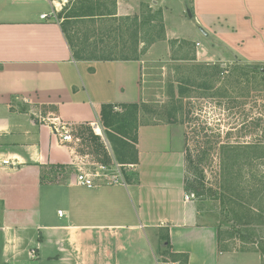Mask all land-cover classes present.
Segmentation results:
<instances>
[{
	"label": "crops",
	"instance_id": "1",
	"mask_svg": "<svg viewBox=\"0 0 264 264\" xmlns=\"http://www.w3.org/2000/svg\"><path fill=\"white\" fill-rule=\"evenodd\" d=\"M37 1L48 2L0 0V264H179L183 254L188 264H225L233 252L220 250L219 226L203 219L204 195L192 197L186 185L181 126L142 123L127 186L88 188L68 172L75 150L51 122L91 125L104 103L148 102L140 54H166L173 39L194 43L198 62L264 64V0H110L111 10L76 0L59 21L58 6L42 19L54 4L44 10ZM144 7L157 9L164 39H146L139 59H121L120 34L132 26L140 35L154 20ZM101 12L112 14L89 15ZM88 22L94 27L77 43L70 25ZM96 48L114 59H76L72 50Z\"/></svg>",
	"mask_w": 264,
	"mask_h": 264
},
{
	"label": "rangeland",
	"instance_id": "2",
	"mask_svg": "<svg viewBox=\"0 0 264 264\" xmlns=\"http://www.w3.org/2000/svg\"><path fill=\"white\" fill-rule=\"evenodd\" d=\"M94 1H100L102 10L112 9L110 0ZM48 2L59 7L58 21L77 4L76 0ZM48 2L37 1L36 6L51 10ZM153 11L144 7L143 16H154V20L141 25L139 36L157 42L164 39V28L157 9ZM106 25L109 22H97L95 27L103 30ZM70 26L77 43L83 39L82 29L94 27L91 22ZM172 41L166 54H140L144 63L142 86L148 102L140 111L139 122H172L182 127L186 185L189 190L198 188L204 193L200 200L203 219L219 226L220 250L233 252L222 256L225 264H264V64L241 59L225 63L192 61L194 49L183 41ZM204 63L211 66L203 67ZM213 65H219L221 71ZM86 126L74 127L71 145L76 159L68 172L77 173L79 167L92 169L98 160L95 144L83 139V132L88 136ZM59 172L53 170L52 179ZM252 208L259 210L257 216L249 214ZM260 211L263 218L258 216Z\"/></svg>",
	"mask_w": 264,
	"mask_h": 264
},
{
	"label": "trees",
	"instance_id": "3",
	"mask_svg": "<svg viewBox=\"0 0 264 264\" xmlns=\"http://www.w3.org/2000/svg\"><path fill=\"white\" fill-rule=\"evenodd\" d=\"M107 14L112 13H92L89 14L90 16L100 15L106 16ZM75 16H84V15H75ZM130 17L123 18V20H130ZM118 27V26H117ZM117 27H114L116 30ZM164 28L163 25H161ZM65 31V30H64ZM125 32L128 34V38L125 39L124 34ZM163 32V31H162ZM121 39L123 42V48L120 52V58L124 60H131V59H139L140 52H144L146 48L139 51L140 42H144L145 46L147 45L146 40H141L139 37V32L135 30L132 26H128L123 33L120 34ZM177 40H173L172 42H176ZM183 43L189 45L190 47H194L195 44L188 41H183ZM73 50L74 57L76 59H83V60H106V59H114L113 51H104L99 49H92V50ZM117 54V53H115ZM192 61H196V56L190 58ZM205 66H211L209 63H204ZM215 70L221 71L219 65H213ZM212 68V67H211ZM145 106V103H104L102 105L100 111V121L103 126L104 135L110 144L114 157L116 161L120 164L127 165V164H136L138 163V129L142 123L139 122V114L140 111ZM91 125L88 127H84L85 130L88 132V136L85 137V133L83 132L82 136L84 140H88L95 144L96 152L99 155L97 162L109 164L112 161L111 156L109 155V151L99 135H95L92 131ZM89 138V139H88ZM249 146V144H246ZM58 169H62L61 165H57ZM226 165L224 164L225 171ZM56 170V168L54 169ZM128 180H131V174L128 175ZM253 210V211H252ZM248 210L249 214L256 215V209ZM261 214V211H260ZM260 218L261 215H258ZM167 247L170 246L168 242V237H163ZM264 241V239H262ZM181 258L179 260V264H188V256L186 254L179 255Z\"/></svg>",
	"mask_w": 264,
	"mask_h": 264
},
{
	"label": "built area",
	"instance_id": "4",
	"mask_svg": "<svg viewBox=\"0 0 264 264\" xmlns=\"http://www.w3.org/2000/svg\"><path fill=\"white\" fill-rule=\"evenodd\" d=\"M56 6L57 5H54V8L52 9L51 13L42 14L41 18L47 19L50 15L55 16ZM51 126L54 129V132L61 138L62 141H73V123L56 117L52 120ZM91 126L96 132V134L99 135L104 141L109 151V155L112 158V161L109 164L95 162L94 167L92 169L86 167H79L75 177L76 184L88 188H98L108 185L127 186L128 175H130V172L127 169L134 168L135 164L123 165L118 163L114 157L113 150L104 135L103 126L101 122H93L91 123ZM3 162L8 164L11 163V161L9 160ZM191 196L194 197V194H192ZM191 196L187 195L186 199H189Z\"/></svg>",
	"mask_w": 264,
	"mask_h": 264
},
{
	"label": "water",
	"instance_id": "5",
	"mask_svg": "<svg viewBox=\"0 0 264 264\" xmlns=\"http://www.w3.org/2000/svg\"><path fill=\"white\" fill-rule=\"evenodd\" d=\"M203 195V192L200 191L198 188L194 191V197H200Z\"/></svg>",
	"mask_w": 264,
	"mask_h": 264
}]
</instances>
